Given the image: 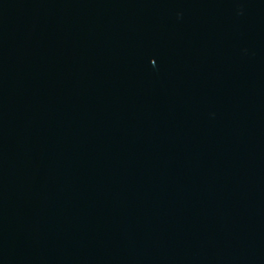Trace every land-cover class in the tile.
Wrapping results in <instances>:
<instances>
[{"label": "water", "instance_id": "95a60500", "mask_svg": "<svg viewBox=\"0 0 264 264\" xmlns=\"http://www.w3.org/2000/svg\"><path fill=\"white\" fill-rule=\"evenodd\" d=\"M0 264H264V0H0Z\"/></svg>", "mask_w": 264, "mask_h": 264}]
</instances>
